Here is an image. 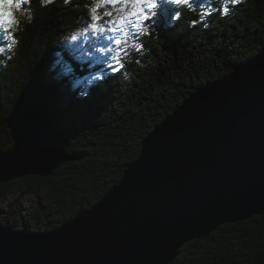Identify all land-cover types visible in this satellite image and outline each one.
Returning <instances> with one entry per match:
<instances>
[{"label": "trees", "instance_id": "obj_1", "mask_svg": "<svg viewBox=\"0 0 264 264\" xmlns=\"http://www.w3.org/2000/svg\"><path fill=\"white\" fill-rule=\"evenodd\" d=\"M198 2L203 7L162 5L148 21L125 25L78 58L61 42L94 17L107 31L116 8L101 0H25L29 14L14 33L16 55L0 58V150L12 148L19 128L35 127L45 137H68L67 151L77 160L47 178L1 184L7 207L0 225L12 232H51L91 208L122 180L143 140L190 94L264 50V0H229L227 14L224 0ZM59 56L70 74H57L55 84L44 86L46 70ZM73 80L77 87L70 91ZM25 197L34 198L31 209ZM169 264H264V214L185 244Z\"/></svg>", "mask_w": 264, "mask_h": 264}, {"label": "water", "instance_id": "obj_2", "mask_svg": "<svg viewBox=\"0 0 264 264\" xmlns=\"http://www.w3.org/2000/svg\"><path fill=\"white\" fill-rule=\"evenodd\" d=\"M13 141L0 185L77 160L63 134L19 128ZM263 214L264 50L190 94L91 208L51 232L0 225V264H169L185 244Z\"/></svg>", "mask_w": 264, "mask_h": 264}, {"label": "rangeland", "instance_id": "obj_3", "mask_svg": "<svg viewBox=\"0 0 264 264\" xmlns=\"http://www.w3.org/2000/svg\"><path fill=\"white\" fill-rule=\"evenodd\" d=\"M102 3L103 0H101ZM25 0H23V3L19 9L13 10V15L15 17L16 23L12 25L11 27L7 26H2L0 27V31L3 32V37L2 40H0V47H2L4 50L0 52V58L6 59L7 57L12 58L16 55V49L18 48V40L16 37H14V33H16V28L18 27V23H20L21 17L27 16L29 14L28 9L26 8ZM105 5H110L116 8L115 11H112L114 13V19L109 25L107 26V31H102V32H93L92 29L90 28V25L94 22L93 18H91L86 24L83 26V28L79 29L74 33L70 38L65 39L64 41L61 42V48L63 47L64 50L68 54H72L75 57L77 56L78 58L82 57V54H85L91 50H95L99 46V43L102 41V39L105 38H110V35L114 37V34H120L122 31V27L125 25H131V26H137L139 21H136L134 18H130L128 23L121 25L118 23L119 17L121 15L127 16L128 12L131 11V6L126 5L123 2H118L116 4H111V3H104ZM168 4L166 0H159V7L162 5ZM123 9L124 11H121ZM23 12L24 15H21L20 13ZM109 29H114V30H109ZM111 31L114 33L111 34ZM11 36L12 38L15 39L16 43L12 44L11 39H8V36ZM8 42V43H7ZM62 48V49H63ZM59 55V54H58ZM71 55V56H72ZM60 56L58 59H55L47 68L46 70V75L45 78L43 79V85L44 86H51L52 84H55L57 82V74H61V78H66L70 74L69 69H65L63 67V64L60 61ZM9 62V59H8ZM5 65L6 62L4 61ZM77 64H81L80 61H78ZM74 81V80H73ZM74 84L69 85V90H75L77 87ZM65 99L68 101L69 100V95H65ZM9 148H6V150ZM14 194V193H13ZM15 195V194H14ZM4 200L6 198L2 196V193L0 192V212L2 210H6L7 205L5 204ZM24 202L27 206L28 209H31L35 205V200L32 197H25ZM5 220V215L0 214V224Z\"/></svg>", "mask_w": 264, "mask_h": 264}, {"label": "snow or ice", "instance_id": "obj_4", "mask_svg": "<svg viewBox=\"0 0 264 264\" xmlns=\"http://www.w3.org/2000/svg\"><path fill=\"white\" fill-rule=\"evenodd\" d=\"M67 2V0H66ZM104 3H111L116 4L118 2H123L126 5L131 6V11L128 12L127 16L121 15L119 17L118 23L124 25L128 23L130 18H134L136 21L145 22L151 19L149 13L151 12L152 15H155V11L159 7V0H103ZM168 4L171 5H184V6H191L193 9L198 7H203L198 0H166ZM229 0H224L223 12H228L229 8L227 7V3ZM23 3V0H0V27L7 26L11 27L16 23L15 17L13 15V10L19 9ZM231 3H237V0H231ZM121 11H124L121 9ZM210 14V13H209ZM111 12H106L105 16L111 17ZM203 15H201V19H203ZM179 17V12L175 13V18ZM99 20V17L93 18V23L90 25V28L93 32H102L103 28L96 22ZM114 30V29H109ZM127 35V33H125ZM8 39H11V43L15 44L16 41L10 35ZM115 43L117 45L121 44L120 40H116ZM4 49L0 47V52ZM123 65L121 64L120 67ZM118 70V69H114Z\"/></svg>", "mask_w": 264, "mask_h": 264}, {"label": "clouds", "instance_id": "obj_5", "mask_svg": "<svg viewBox=\"0 0 264 264\" xmlns=\"http://www.w3.org/2000/svg\"><path fill=\"white\" fill-rule=\"evenodd\" d=\"M52 0H41L42 5H46L47 3H51ZM240 0H237V3H239ZM224 14H227L228 12H223ZM21 15H24L23 12L20 13Z\"/></svg>", "mask_w": 264, "mask_h": 264}, {"label": "bare ground", "instance_id": "obj_6", "mask_svg": "<svg viewBox=\"0 0 264 264\" xmlns=\"http://www.w3.org/2000/svg\"><path fill=\"white\" fill-rule=\"evenodd\" d=\"M127 55V54H126Z\"/></svg>", "mask_w": 264, "mask_h": 264}]
</instances>
